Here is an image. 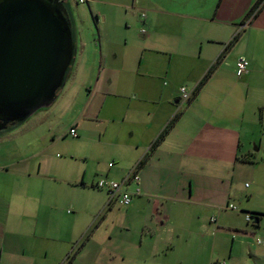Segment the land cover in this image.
Wrapping results in <instances>:
<instances>
[{
  "label": "crops",
  "instance_id": "1",
  "mask_svg": "<svg viewBox=\"0 0 264 264\" xmlns=\"http://www.w3.org/2000/svg\"><path fill=\"white\" fill-rule=\"evenodd\" d=\"M92 2L99 38L91 44L82 38L72 1L65 0L77 47L66 83L68 107L76 106L77 115L66 136L78 145L58 166L46 157L40 162L41 151L31 147L0 157V264H64L75 252L71 264H89L79 260L104 223H110L114 242L107 251L128 243L140 251V263L162 264L159 257L172 247L168 230L189 231L195 221L207 229L215 214L212 247L221 251L224 264H239L242 252L264 264V208L252 203L262 188L249 193L252 185H242L241 177L247 166L264 165L249 160L246 146L249 134L263 132L264 4L240 31L258 0ZM240 56L250 62L241 77L235 67ZM207 74L195 98L184 101L180 89L194 92ZM82 91L86 100L79 103ZM77 151L85 153L81 165L71 163ZM134 169L141 194L128 206L110 203L96 187L102 177L122 181ZM54 181L74 192L59 196ZM78 188L93 192L77 195ZM56 196L77 206L73 223L63 229L55 222ZM230 204L242 211L243 223L228 211ZM115 229L126 231L128 241H115Z\"/></svg>",
  "mask_w": 264,
  "mask_h": 264
},
{
  "label": "rangeland",
  "instance_id": "2",
  "mask_svg": "<svg viewBox=\"0 0 264 264\" xmlns=\"http://www.w3.org/2000/svg\"><path fill=\"white\" fill-rule=\"evenodd\" d=\"M71 1L73 3L77 22L82 28V38L92 44V41H94L95 38H99V25L97 23V17L90 9V3L94 2H92V0H89L90 3H81L79 2V0ZM96 76L93 77L94 80L96 79ZM85 94H87L85 91H82L80 93L78 97L79 103L86 100ZM67 95L68 92L65 85V87L58 94L56 100L50 106L37 111L23 123H20L17 127L8 130V132L0 134V157L2 156L1 159H4V152L6 153L7 151L17 150L19 149V147H22L24 149L31 147V150L37 149L41 151V156L38 160H40V162H43V160H46L47 158V160L54 166H58L63 162L64 158H68L71 151L73 149L75 150V146L78 144L77 138L66 136L71 128V125L75 122V116L77 115V113L74 111L76 106H73L72 108L68 107L69 104H67V99L69 96ZM261 125V130H263L262 133H255V135L253 136L250 134L248 135V142L246 146L248 148V145H250L249 151L251 152V154L249 153V160L253 162L264 161V124ZM260 143L262 144V147L261 149L257 150L256 148L260 147ZM10 154L8 153V155ZM82 155L84 156L85 153L77 151L78 160L75 162L71 160V163L81 165V159L84 158L81 157ZM107 158L108 157L105 156L103 162L106 163ZM93 163H95V160L91 159L90 166H92ZM241 177L243 180L242 185H244L245 181L249 182V185H252V188L248 190L249 193H251L255 189L256 191H259V187L261 186L262 191L259 193V195H255V197H253L252 203L264 208V165L255 164L251 167L247 166ZM54 182L57 183L56 187L60 188L57 192V194L61 192L59 196L63 192H67V194L72 193L73 190L70 188V186H66V184H63V187L61 189L60 184L62 183V181ZM86 191L93 192L92 190L78 188L76 189L75 193L77 195L85 196L88 193ZM91 194H94L95 197L101 196L97 193H90V195ZM56 197L57 199L59 198L61 200L58 199L54 205L53 212L55 214V222L58 227L63 229L65 226L71 225L73 223V218L77 214V206L71 203L69 200L63 198V196H61V198L58 196ZM233 203L240 210H242L239 202ZM119 207V209H121L122 211L124 210L122 206ZM228 211L236 213L237 219H239L241 223H243V221L245 220L242 211L240 212L232 210L230 208ZM119 215H121V213H119ZM212 218H217V215H212L211 219ZM211 219L210 222L212 223V225L209 224L208 220L206 221V223H208L206 227L207 229H204L205 222L195 221L193 223L191 222V224L189 225L191 232L190 230H184L178 232V234L173 228L168 230L167 236L172 239L170 242H172V247H174H171V249H168L166 253H163L159 257L162 259V264H212L215 260L216 262L217 260L223 262L224 257L221 251L219 249H216L214 251L215 253L213 252L212 246L213 241L215 240L214 237L216 233V226L214 225L216 222H212ZM200 222H202V224ZM109 225L110 223L108 225L104 223L102 226L95 229L91 237H93L96 242L95 244L91 245L89 247L90 249H88L84 253V259L79 261H84L85 263L89 264H142L138 261L137 258L139 256L138 254H140V251H138V249L130 247V244L128 243L125 246H122V248H114V253L107 251L108 249L105 246L110 243L108 233L110 231ZM133 230H135V227L133 228ZM114 231V235L112 236L115 237V241L121 240V244L124 241H128V237H126V231L121 232L120 229H115ZM79 240L80 237H78L73 242L72 246L75 247L76 243ZM133 241H135V239ZM240 242L242 243V241ZM113 243L111 242L109 245H112ZM238 243L239 242L237 240L236 245ZM255 243L256 240L249 241L250 245H255ZM100 247H102L101 251H99ZM240 249L242 248L240 247L237 250L238 253L240 252ZM143 251L145 252V250ZM85 257L87 260L85 259ZM93 259L96 260L95 263L93 262ZM78 264L82 263L79 262ZM239 264H258V260L252 259L250 258V255L248 256V254L242 252V257L239 259Z\"/></svg>",
  "mask_w": 264,
  "mask_h": 264
},
{
  "label": "water",
  "instance_id": "3",
  "mask_svg": "<svg viewBox=\"0 0 264 264\" xmlns=\"http://www.w3.org/2000/svg\"><path fill=\"white\" fill-rule=\"evenodd\" d=\"M63 0H0V127L6 132L50 106L76 57Z\"/></svg>",
  "mask_w": 264,
  "mask_h": 264
},
{
  "label": "built area",
  "instance_id": "4",
  "mask_svg": "<svg viewBox=\"0 0 264 264\" xmlns=\"http://www.w3.org/2000/svg\"><path fill=\"white\" fill-rule=\"evenodd\" d=\"M84 1L85 0H79V2L81 3H83ZM263 4L264 0L261 6ZM249 23L250 20L246 21V23L242 27H240V31L244 29V27H246ZM249 66L250 62L247 58L243 56L237 58L235 63L237 76L241 77L248 70ZM180 90L182 99L184 101H187L191 97V93L185 87H182ZM71 135L76 136L75 129L71 131ZM112 165L113 163L109 164V166ZM140 180L141 179L138 173H136L135 170H132V172H130L128 176L122 181L114 180L108 177H102L97 181L96 187L107 192L110 203L115 201L122 206H128L131 204L132 199L135 195L141 194ZM131 183L135 184L133 190H129L128 188ZM246 186H248V184H246ZM229 208L232 210H238V208L233 204H230ZM246 219L248 221H251L252 217L250 215H247ZM212 221L215 222L216 219L212 218ZM219 264H224V262H220Z\"/></svg>",
  "mask_w": 264,
  "mask_h": 264
},
{
  "label": "trees",
  "instance_id": "5",
  "mask_svg": "<svg viewBox=\"0 0 264 264\" xmlns=\"http://www.w3.org/2000/svg\"><path fill=\"white\" fill-rule=\"evenodd\" d=\"M263 0H258V2H256V4L253 6V8L251 9L250 13L248 14L247 16V19L250 20V22L252 21V19L258 14V12L261 10L260 8L262 7L261 4H262ZM261 6V7H260ZM239 34V33H238ZM238 34H236V36L232 39V41L227 45V47H230L231 45H233L236 40L238 39ZM209 74H207L205 76V78L200 82V84L195 88L194 92L191 93V97L187 100V101H190L191 99H194L195 96L198 94V92L201 90L202 86L205 84V81L207 80ZM179 117V115H177L174 119V121ZM173 123V121L171 122ZM169 128V127H168ZM168 128H166L164 130V132L160 135V137L158 138L157 143H159L164 137L165 135L167 134L168 132ZM145 162V158L140 162L139 166L142 165L143 163ZM135 170V169H134ZM136 173H137V170H135ZM253 217V216H251ZM75 253H73V255L71 256H68L66 261L64 262V264H71L72 261L74 260V257H75Z\"/></svg>",
  "mask_w": 264,
  "mask_h": 264
},
{
  "label": "flooded vegetation",
  "instance_id": "6",
  "mask_svg": "<svg viewBox=\"0 0 264 264\" xmlns=\"http://www.w3.org/2000/svg\"><path fill=\"white\" fill-rule=\"evenodd\" d=\"M64 2H65V0H63ZM5 122H3V121H0V127L2 126V125H4L3 127H10V126H12V123L11 122H9L7 125L6 124H4ZM2 132H0V134H1ZM4 133V132H3Z\"/></svg>",
  "mask_w": 264,
  "mask_h": 264
}]
</instances>
